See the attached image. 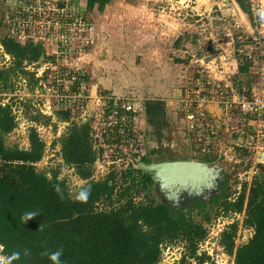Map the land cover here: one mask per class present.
Instances as JSON below:
<instances>
[{"label": "rangeland", "instance_id": "obj_1", "mask_svg": "<svg viewBox=\"0 0 264 264\" xmlns=\"http://www.w3.org/2000/svg\"><path fill=\"white\" fill-rule=\"evenodd\" d=\"M60 1L81 8L90 32L85 37L68 35L67 58L57 56L64 51L63 29L50 38L43 31L21 42L43 45L46 58L25 65L27 75L19 74L11 90L0 93V103L12 106L18 123L6 145L28 150L30 130L37 129L46 144L37 169L50 178L59 171V180H66L74 193L87 181L65 165L61 138L72 124H90L99 154L95 181L130 165L141 169L143 158L150 165L205 163L210 158L214 162L208 164L223 167L222 183L233 199L245 184L249 191L254 179L264 174V109L257 115L243 109L245 103L262 107L264 102V0L250 1L251 15L237 0H111L93 10L81 0ZM252 1L261 14L253 12ZM14 3L4 1L3 8L7 12ZM12 65L0 45V68ZM54 65L81 70L87 77L88 99L61 105ZM247 65L248 72L241 73ZM110 102L114 109H109ZM62 108L71 110L70 122L56 115ZM214 199L209 204L186 201L180 210L207 230L208 238L200 245V253L211 257L207 264H234V257L220 246L221 234L238 222V247L254 232L243 227L245 213L225 217ZM140 200L163 202L154 183L148 197L142 194ZM191 203L200 204V213L189 214ZM182 252V244L164 247L160 264L179 262Z\"/></svg>", "mask_w": 264, "mask_h": 264}, {"label": "trees", "instance_id": "obj_2", "mask_svg": "<svg viewBox=\"0 0 264 264\" xmlns=\"http://www.w3.org/2000/svg\"><path fill=\"white\" fill-rule=\"evenodd\" d=\"M4 1L28 0H0V45L13 64L8 69L0 68V93L10 91V84L19 74L27 75L25 65L46 58L43 45L21 43L12 37ZM250 1L237 0L240 9L249 15ZM109 2L88 0L86 6L93 10ZM248 68L249 65L243 66L240 72L247 73ZM60 104L67 107L68 101L62 100ZM113 104L110 102V110L114 109ZM63 109L56 111V115L70 122L71 110ZM17 127L12 106L0 103V245L4 246L2 254L9 257V264H51L48 256L41 254L58 249H63L60 264H160L163 248L178 244L183 245L184 252L175 264L210 262V256L200 253V245L208 238L202 224L195 223L182 210L175 212L154 200L139 201L142 194L148 197L153 185L149 174L130 165L121 173L111 171L103 180L92 179L99 154L94 149L90 124H72L61 138L65 165L87 181L74 193L66 180H59V171L50 178L37 169L46 149L37 129L30 130L28 150L6 145V137ZM121 138L118 137V144ZM142 162L151 164L147 158ZM203 162L214 160L207 158ZM221 187L222 193L213 204L223 207L225 217L229 213H245L243 227L254 234L237 247L239 223L235 222L221 234L220 246L234 257V264H264V174L254 179L249 191L245 184L235 199L225 191L229 189L225 182ZM89 188L87 202H81L78 197ZM33 210L40 215L27 224L22 222L21 216ZM26 250L28 255L24 254ZM14 253H19L18 259H13Z\"/></svg>", "mask_w": 264, "mask_h": 264}, {"label": "built area", "instance_id": "obj_3", "mask_svg": "<svg viewBox=\"0 0 264 264\" xmlns=\"http://www.w3.org/2000/svg\"><path fill=\"white\" fill-rule=\"evenodd\" d=\"M26 2L27 3H14L15 7L6 14V23L10 33L17 41H27L31 38L30 35L35 36L38 32L42 33L43 31H45L44 35L50 38L63 29L65 31L60 38L63 37L64 42L62 40H60V42L64 45V51L62 55L59 53L57 56L67 58L69 49L66 48L68 47L66 44L70 42L68 35L85 37L90 32L85 22L86 17L81 14V8H78V6L76 7V4L62 5L60 0H28ZM254 6L253 3V7ZM253 12L261 14L262 10L259 6H255ZM260 14L255 15L258 16ZM54 66L56 67L55 72H52L55 84L54 89L56 93H59L57 97L59 103H61L62 100H66L68 104H78L88 99L85 87L86 75H84L81 70L76 69L72 72L69 71V69L64 70L57 65ZM70 94H72V96L68 97ZM262 104L263 108L259 107V103L250 105L245 103L243 109L249 108L257 115L260 110L264 109V102ZM117 113L119 114L118 110Z\"/></svg>", "mask_w": 264, "mask_h": 264}, {"label": "water", "instance_id": "obj_4", "mask_svg": "<svg viewBox=\"0 0 264 264\" xmlns=\"http://www.w3.org/2000/svg\"><path fill=\"white\" fill-rule=\"evenodd\" d=\"M87 5L88 0H81ZM73 2V0H69ZM264 160V154H263ZM141 170L149 174L163 202L177 212L186 201L197 199L209 204L221 195L224 181L223 167L198 161H174L159 164H141Z\"/></svg>", "mask_w": 264, "mask_h": 264}, {"label": "clouds", "instance_id": "obj_5", "mask_svg": "<svg viewBox=\"0 0 264 264\" xmlns=\"http://www.w3.org/2000/svg\"><path fill=\"white\" fill-rule=\"evenodd\" d=\"M90 196V188L84 190V192L78 197V199L81 200V202H87V198ZM40 215V212L37 210L33 211H28L25 212L21 216V221L27 224L29 221L34 220L36 217ZM4 246L0 245V253H3ZM25 255H28L29 252L26 250ZM63 254V249H58L55 252L52 253H42L41 255H47L49 260L51 261V264H60V257ZM19 258V253H14L13 254V259H18ZM0 264H9V257L0 254Z\"/></svg>", "mask_w": 264, "mask_h": 264}, {"label": "flooded vegetation", "instance_id": "obj_6", "mask_svg": "<svg viewBox=\"0 0 264 264\" xmlns=\"http://www.w3.org/2000/svg\"><path fill=\"white\" fill-rule=\"evenodd\" d=\"M110 1H111V0H110ZM193 204H194V203H193ZM193 204H192V203L190 204L189 209H191V211L189 212V214H192V210H194V211H198V213H200L199 209H197L195 205H194V206H195V207H194ZM210 205H212V203H211ZM192 206H193V207H192ZM200 208H201V207H200ZM202 208H203V207H202ZM206 208H208V207H207V206L204 207L205 210H206ZM204 209H203V211H204ZM207 210H208V209H207Z\"/></svg>", "mask_w": 264, "mask_h": 264}]
</instances>
